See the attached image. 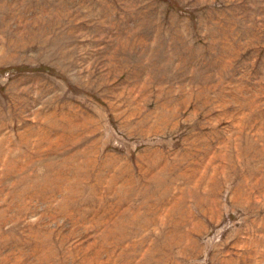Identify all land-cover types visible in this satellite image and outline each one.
<instances>
[{
	"label": "rangeland",
	"instance_id": "1",
	"mask_svg": "<svg viewBox=\"0 0 264 264\" xmlns=\"http://www.w3.org/2000/svg\"><path fill=\"white\" fill-rule=\"evenodd\" d=\"M0 264H264V0H0Z\"/></svg>",
	"mask_w": 264,
	"mask_h": 264
}]
</instances>
